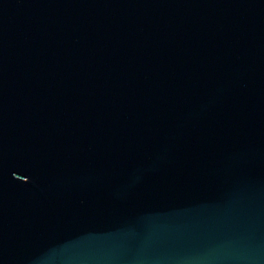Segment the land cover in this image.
<instances>
[{
    "label": "water",
    "instance_id": "95a60500",
    "mask_svg": "<svg viewBox=\"0 0 264 264\" xmlns=\"http://www.w3.org/2000/svg\"><path fill=\"white\" fill-rule=\"evenodd\" d=\"M0 264H264V0H0Z\"/></svg>",
    "mask_w": 264,
    "mask_h": 264
}]
</instances>
